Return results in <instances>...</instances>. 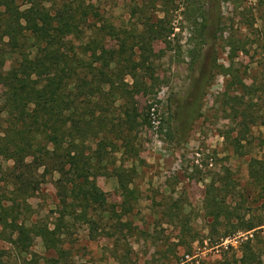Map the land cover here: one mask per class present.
<instances>
[{
	"label": "rangeland",
	"instance_id": "1",
	"mask_svg": "<svg viewBox=\"0 0 264 264\" xmlns=\"http://www.w3.org/2000/svg\"><path fill=\"white\" fill-rule=\"evenodd\" d=\"M32 1L37 0L18 3L25 9ZM88 1L131 41L154 23L173 31L149 44L161 64L160 87L149 124L135 132L140 157L126 162L136 168L131 187L138 196L133 212L121 217L129 226L119 221L124 198L109 170L97 182L111 212L104 218L96 215L97 230L84 221L68 220L60 234L64 252L59 264H237L248 239L259 252L254 264H264V222L255 232L235 233L217 244L209 239L204 210L207 186L218 178L221 187L235 193L229 203L247 218L264 221V195L249 178L250 159L264 158V0ZM6 60L4 71L13 78L19 67L11 54ZM202 74L207 80L204 95L192 109L189 102ZM238 79L260 90L241 100ZM6 96L0 86V109ZM138 100L141 106L148 104L146 97ZM239 101L253 105L256 122H250L248 130L241 123ZM58 177L46 176L28 199V227L35 221L55 227ZM1 185L2 192L9 193L11 187ZM176 205L184 210L190 228L182 244L181 227L167 223L164 216L166 208ZM189 247L193 253H187ZM0 251L1 264H50L46 259L58 258L40 236L9 230L0 235Z\"/></svg>",
	"mask_w": 264,
	"mask_h": 264
},
{
	"label": "trees",
	"instance_id": "2",
	"mask_svg": "<svg viewBox=\"0 0 264 264\" xmlns=\"http://www.w3.org/2000/svg\"><path fill=\"white\" fill-rule=\"evenodd\" d=\"M172 31L154 23L131 41L88 0H37L25 9L18 0H0V86L7 90L0 109V235L9 230L40 236L58 255L46 261L59 264L64 252L60 234L68 220L84 221L97 230L96 215L104 218L111 212L97 182L109 170L124 198L119 221L129 226L121 217L133 212L138 196L131 187L136 168L126 162L140 157L135 132L149 124L160 87L161 64L149 44ZM9 54L20 70L13 78L4 71ZM210 72L211 64L206 74ZM205 76L192 93V109L199 107L204 95ZM235 83L241 100L260 90L244 79ZM140 96L147 98V105H140ZM250 105L239 101L247 130L256 122ZM6 162L12 165L5 166ZM54 173L59 175L55 227L38 221L28 227L24 223L31 209L28 199ZM249 178L264 195V158L250 159ZM2 183L11 187L9 193L2 192ZM222 184V179H213L204 200L209 239L217 244L235 233L255 232L264 222L247 218L229 203L235 193ZM164 216L167 223L181 227L180 243L187 242L190 228L184 210L168 207ZM241 250L237 264H254L259 252L251 239ZM187 253H193L191 247Z\"/></svg>",
	"mask_w": 264,
	"mask_h": 264
}]
</instances>
